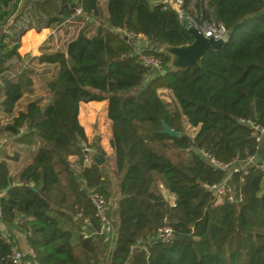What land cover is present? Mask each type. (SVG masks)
Masks as SVG:
<instances>
[{
  "label": "trees",
  "instance_id": "16d2710c",
  "mask_svg": "<svg viewBox=\"0 0 264 264\" xmlns=\"http://www.w3.org/2000/svg\"><path fill=\"white\" fill-rule=\"evenodd\" d=\"M105 1L106 22L100 0H0V136L11 138L0 151L2 224L25 235L35 264H264V172L251 169L242 183L236 172L243 199L231 203L205 190L225 173L197 153L230 164L258 152L242 120L264 127V0H207L227 42L200 64L153 76L134 56V42L116 29L143 36L145 53L164 65L170 57L163 48L189 45L191 35L156 0ZM197 1L200 7L205 0ZM28 17L32 22L17 30ZM77 19L85 26L63 51L38 56L56 73L44 82L48 97H34L22 37L34 26L54 32ZM103 101L113 153L108 158L95 146L104 163L85 165L83 145L93 146L79 110ZM162 122L179 137L161 134ZM160 184L175 196L173 204ZM93 189L105 197L116 232L108 257L101 253L106 239L98 234ZM165 225L173 230L167 242L158 238ZM13 247L0 238V264H14Z\"/></svg>",
  "mask_w": 264,
  "mask_h": 264
},
{
  "label": "built area",
  "instance_id": "2783aa9c",
  "mask_svg": "<svg viewBox=\"0 0 264 264\" xmlns=\"http://www.w3.org/2000/svg\"><path fill=\"white\" fill-rule=\"evenodd\" d=\"M160 4L164 5L165 9L174 11L178 17L180 24L188 22L193 26L197 32L205 38H214L227 41L228 31L226 27L218 22L214 15L213 9L208 6L207 0L199 2L197 0H156ZM82 15V9L77 8L74 17H80ZM116 32L121 33L125 39L129 42L135 40L141 41V44L135 45L136 55L139 57L140 62L145 68L148 69L149 73L153 76L154 74L163 73L162 68L164 66L163 60L159 56L145 53L148 48L147 40L141 35H133L126 30L116 29ZM5 87L0 73V92ZM1 119V117H0ZM242 123L249 126L253 130V136L258 144V152L253 156H249L245 160H235L230 164H224L213 158L209 154L203 153V158L213 166L214 168L221 170L225 173V178L218 183L205 184L204 188L207 192L211 193L216 197H225L231 203L241 202L243 199L242 192L238 188L237 184L234 183V174L241 172L242 177L239 183L243 182V177L248 175L251 169H256L264 172V160L261 158V145L264 141V127L250 120H242ZM25 129L21 128L23 132ZM4 142L0 140V151L2 150ZM83 151L85 153L84 164H90L94 159V150L88 145H83ZM160 189L164 195V198L170 204L174 203L175 196L171 194L167 189L160 185ZM90 199L94 208V216L99 222L98 234L108 239L114 233V227L109 217V205L103 195H101L96 189L90 191ZM1 215V208H0ZM86 226L91 225L88 218L84 219ZM0 238L3 239L7 244H11V241L4 231H0ZM173 235L171 226L165 225L158 231V238L164 242L170 240ZM84 238L88 237V232L83 233ZM9 259L14 264H35V252L33 249H29L26 253L20 251L16 247L12 248Z\"/></svg>",
  "mask_w": 264,
  "mask_h": 264
},
{
  "label": "rangeland",
  "instance_id": "374dc122",
  "mask_svg": "<svg viewBox=\"0 0 264 264\" xmlns=\"http://www.w3.org/2000/svg\"><path fill=\"white\" fill-rule=\"evenodd\" d=\"M101 6L104 10V18L102 19L103 22H106V1L105 0H100ZM31 17L26 18L22 23H17L15 26L18 29L25 28L27 25L32 22ZM89 22L88 24H91L93 21L91 19H88ZM12 24V21L10 22ZM10 24V25H11ZM85 26L84 22H81V20H75L74 22L65 24L62 26L59 30L57 31H48L47 29L42 30L40 32H37L36 27L34 28L30 33V36L34 39L28 40L29 37H26L27 34H25L22 39L25 37L26 41H29V43H26L28 45V49L26 53L22 54V57L25 59V64L27 67L33 72L34 76V85H35V94L34 97H44L47 98L48 94L43 88L44 82L48 80L49 78H52L55 76L56 70L54 67H49L47 65H40L38 64L37 58L40 54L42 53H52L56 51H63L64 48L66 47V44L69 42L70 39L76 37L78 33L82 30V28ZM6 33L8 32L7 30L5 31ZM38 34V35H36ZM21 39V40H22ZM134 44H141V41L135 40ZM20 64V62L18 63ZM29 98L25 97L22 100V103L26 102ZM2 119V118H1ZM3 120V119H2ZM0 140L4 142L6 148H8L9 144L11 142V138L9 135L2 134L0 136ZM11 147V146H10ZM263 149H264V143H263ZM109 152H112L109 150ZM261 156H263V151L261 150ZM3 154H0V158ZM30 155V154H28ZM8 156V155H7ZM11 156V154H10ZM112 155L109 156V158ZM5 155H3L2 158H4ZM262 158V157H261ZM1 160V159H0ZM15 166H18V162L15 163ZM161 185V184H160ZM160 189V186H159ZM161 190V189H160ZM115 195L114 198L112 199V207H111V216L112 219L114 220V213H113V206L115 208L116 202H117V196L118 194L116 191H114ZM2 193L0 192V198L2 197ZM116 238V232L114 230V233L105 240V243L101 245V253L105 255L106 257L109 256V254L112 252L113 247H114V242ZM27 239V238H26ZM107 264V263H106Z\"/></svg>",
  "mask_w": 264,
  "mask_h": 264
},
{
  "label": "crops",
  "instance_id": "0c3cea01",
  "mask_svg": "<svg viewBox=\"0 0 264 264\" xmlns=\"http://www.w3.org/2000/svg\"><path fill=\"white\" fill-rule=\"evenodd\" d=\"M49 31V30H48ZM31 31H28L26 37H29L28 40L34 39L30 36ZM38 35V34H36ZM26 41L25 37L21 40V48L19 50L21 56L23 53H26L28 49L29 43ZM79 122L84 127L85 133L87 135V141L89 145L93 146V150L95 146L102 147L106 155H112L113 150L110 144V138L112 135V125L108 118V104L106 101L103 102H89L82 104L79 110ZM264 143V141H263ZM263 143L261 145V150L264 154ZM111 150L112 152H109ZM94 157L98 155V151H94ZM105 160V159H104ZM70 161L75 163L78 171L81 170L80 165L78 164L77 157H71ZM0 231H4L7 235L11 237V241L14 244V247L19 249L20 251L26 253L30 248L27 243V239L24 234L17 230H7L5 226L1 222L0 215ZM116 239V238H115Z\"/></svg>",
  "mask_w": 264,
  "mask_h": 264
},
{
  "label": "water",
  "instance_id": "95a60500",
  "mask_svg": "<svg viewBox=\"0 0 264 264\" xmlns=\"http://www.w3.org/2000/svg\"><path fill=\"white\" fill-rule=\"evenodd\" d=\"M182 27L192 37L193 42L189 45L182 46H165L163 51L170 57V62L163 66L162 72L167 73L172 70L181 71L186 70L190 66L200 64L204 56L211 50H215L223 46L227 41L214 38H205L200 35L197 30L191 26L188 22H183ZM136 56V54H134ZM124 59V57H123ZM163 130L161 134L167 135L171 138H178L179 134L173 131L168 125L162 122ZM199 156L202 158L203 154L201 151H197ZM93 161L97 164L102 165L104 158L100 154L94 157ZM90 234H93L89 230Z\"/></svg>",
  "mask_w": 264,
  "mask_h": 264
}]
</instances>
